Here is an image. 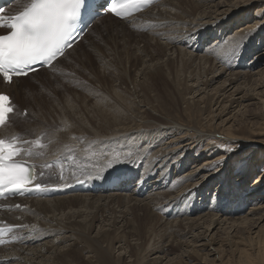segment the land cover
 <instances>
[{"label": "bare ground", "instance_id": "bare-ground-1", "mask_svg": "<svg viewBox=\"0 0 264 264\" xmlns=\"http://www.w3.org/2000/svg\"><path fill=\"white\" fill-rule=\"evenodd\" d=\"M254 1L256 0H232L229 2L225 0H163L161 3L154 5L147 11L142 12L136 17H134L132 21L118 20L111 15H107L105 17H101L89 29L87 34H85V36L82 37V39L77 44H75L71 49L66 52L65 58H62L59 63L64 61V59H66L74 51L76 52L78 48H81V45L88 38L89 33L99 23H101L104 18H110L108 24L104 25V29H112L115 26V23H120L121 27L119 30H121L122 37L125 40L128 34L130 35L132 32H134L133 28L149 29L148 38L142 37L141 43L138 44L136 42V46L133 49L129 50L128 43L124 45L125 60L127 63L139 61L140 64L144 65L145 68L148 69H153V67L156 65L155 67L157 71H160L162 69V60H165L166 65H168L170 69L172 68V65H174L177 61L178 63H180L179 65L181 70H179L186 73V75L188 76V78L186 77L184 79V82H182L181 79L177 80L178 82L175 81L178 86L182 87V89L185 91L192 92V94L194 92L196 93L198 91H201L200 87H202L204 89L203 92L205 94V96L203 97L205 103L210 100L211 104L214 102V105L219 103L218 97L221 94L219 95V90L218 92L213 94V89L208 88L212 87L213 84L216 82H221V78L224 76V73H226V71H230V77L227 78L226 81L221 84L222 86H220L219 88H225L223 89V91H225L227 89V85L230 86L232 84L238 83V85L236 84L237 91L242 88V85H245L246 87L248 86L249 89V92H247L246 94L250 95L251 98L254 96L252 92L255 91L256 86L262 85V87H264V68L255 72H251L252 67H250L253 66L254 69L258 65L259 61H264V49L261 48V44L259 42L261 37L264 35V23L259 25L257 28L255 26H246L245 28L233 33L231 32V23H233L232 20H236L242 14L244 8L252 4ZM27 2L28 0H19V2L16 3L13 12L22 9ZM224 6L227 7L222 8ZM114 30H117L116 32L119 31L118 29ZM227 30H229L228 34L230 35V37L225 40L223 35ZM240 37H243L245 41H250V44H248L249 47L246 49V52H240L239 47L242 46L241 44L246 45L247 43L240 40ZM155 38H158V40ZM161 39L163 40V42L159 41ZM240 42L243 43L240 44ZM210 43L213 44L208 46V44ZM92 46L94 50L97 49L95 43H93ZM152 46H157V49H155L156 47L154 48ZM158 47L161 48V51L158 50ZM238 48L239 50L236 51ZM95 52H97L98 54L99 51ZM233 52H235L234 56L231 57L230 55H232ZM200 53H204V55L200 56ZM83 54L84 56H86V58H88L85 52ZM105 60L108 61V59ZM76 61V65H78L79 67H82L80 65H82L83 62H86L82 58L77 59ZM231 62L233 64H231ZM110 64L111 63H109V65ZM114 67L116 68V70L118 69L116 63L114 64ZM48 69H41L36 72L30 73L26 77L17 79V81L12 85H7L0 81V92L11 93L14 97L15 103H29L28 116H33L37 118V120L31 122V120L28 119L29 117H27L26 119H24L26 121L23 122L24 126H26L33 133L32 135L24 134L23 132L19 131V129L16 127L17 124H12L8 122L0 129V136H14L17 134H21L22 136L19 139L29 140L30 143H26V145L33 146V148H35V161L37 162L40 169L43 167L41 165L43 162L49 161L53 158L59 156H65L69 158V161L67 162L69 163L70 170L68 172H65L63 169L64 180H75L79 176H88L93 178H97L98 176L102 175L109 176L115 172L123 173V171L129 169L134 174L141 173V175H139L141 178L140 180L142 182H145L146 187L148 185L149 189H152L153 191H159H150V193L144 195L142 194L141 196L138 192L135 191L131 193L115 191L112 193L96 195L76 193L69 196L55 198L17 199L15 202L12 203V205H19L20 207L14 212L5 213L3 215V218L5 220H8L10 223L20 224L24 226V229L22 231L26 235V239H28L30 243L28 245H14L10 247L8 250H12V254L7 255L6 257L11 258L12 260L9 263L3 264H65L69 261L74 262L76 260H79L80 256H78L77 254L83 250H89L91 253H93V255L90 257L96 258L97 264H115L109 252L110 248L108 249L107 246L105 247V244L103 245V243L108 241L110 244H112L113 241H115L114 239L119 241L118 238H120V236L118 235L120 232H122L123 234L128 232L132 233L131 229L136 230V232H138L139 229L137 228L139 227L137 226V228H135L134 226H131L129 224L130 220H128L127 217L128 208L132 210V207L147 209L150 215H155V212L161 213L164 216L165 221H163L162 215L161 218L159 214L157 216L159 220H161V225H164V227L170 234V241L168 242L169 244L167 246H177L179 247V252L181 248L186 245L184 244L185 240L183 242L181 241V239L185 236L192 234L194 236H192L194 238L193 244L196 245V243L198 244L199 242L198 246H203L206 248V246H214L217 244L216 237L219 232L226 233L227 238L230 239L229 233L231 231H238L242 228L247 229L248 227L258 228L255 233L259 236V238L257 239L259 240L261 247L263 245L264 248V224H262L264 220V187L261 188V190L263 191H261L260 189H254L253 192L250 191L251 194L249 200L254 199V202L251 203V205L253 206H251L249 210H245L243 209L245 205H233L237 200L235 199L236 191L232 186L227 190L226 194H223V198H220V196H217V194L211 197L210 192L206 189L208 183L213 180L214 176L220 174V172L223 170V167L217 168L211 174L208 173L209 176L207 177V173H203V175H201L203 170L207 169L206 166L195 164L193 165V167L196 168L185 174L184 171L182 172L183 166L188 163V159L187 157H185L187 160H181L182 163H180L179 165H174L176 163H174L175 161H172L174 164H172L168 170H163V172H161L160 168H156V165H158L161 161L170 160V157L172 159V156L178 154V151L190 146V142H185L186 140H188L189 137L196 138V143L191 146L190 150L193 149V146H196V148L199 147L204 141L208 142L207 145L214 143V139L217 136L225 135L226 138H233V129H231L230 126L227 129L225 128V133V130L223 132L217 129V124H212L213 126L211 127L198 124L197 120L195 119V113L198 111L201 112L204 106L202 108L200 106H198V108L197 106H193L190 107V117L186 121L182 122L167 117L162 118L161 121L152 119L150 120L149 118H147L142 121L141 125L138 124L139 126L135 128L130 127L129 129H125L124 132H121V136H118L120 138L108 137L117 136L116 134L100 136L101 133L99 135L97 131L96 132L98 134L93 133L91 134L89 139H78L79 141H71L68 139L65 140L64 138H62V136L58 135V132H56L55 130H51L52 133H49L48 135L44 136L43 131L50 130V126L48 127L49 130L46 129V126L53 125V121L49 120V118L47 117L48 114L46 115L47 108L44 109V107L41 105L46 102L47 98L46 94H43V90H49V86H54L53 81L51 79H53L55 76H49L51 81L42 86V89L39 88V86L34 87L31 84H27V90L23 91L18 87V82L26 81L30 77L37 75L41 72L47 74ZM108 69L106 70L108 71ZM59 70H61L62 75H65L68 73L69 68L61 67L59 68ZM112 70L113 69H111V71ZM139 70L140 69H138V72ZM197 70H199L200 72L196 74ZM118 71L119 76H112V79H115V81L116 79H120L121 74L126 76L128 74L127 68L120 69ZM47 75L46 77H48ZM149 77L151 76H148V78ZM43 81L44 80L41 79L39 82L42 83ZM128 81L130 82V84L134 83L133 81ZM188 82L193 83L190 84ZM33 88L36 92H38L36 93L39 94L38 97H35L33 95ZM134 91L135 92L132 93V96L136 99L139 98L140 92H137L136 90ZM246 94V97L242 96L239 98H247ZM231 95L229 99L232 103L230 105L231 107H233L234 104H236V106H241L243 104L242 100L244 99H240L241 101L234 100L231 98ZM68 98L70 97L68 96ZM189 98L190 97H188V103L191 106L194 101H191V99L189 100ZM66 104L69 105V103ZM225 104L226 103L224 101L220 104V106L223 105V110L221 111L222 113L226 111ZM139 106L144 107L145 105L140 104ZM211 108H213L212 105ZM210 113L213 114L214 110L211 109ZM227 113L229 114L230 111L228 110ZM99 120L103 121L102 118ZM108 122L111 123L110 120ZM108 122L106 123L108 124ZM116 125L121 126L120 128L123 130V125ZM78 127L84 129L82 126ZM106 127L103 131L108 128ZM61 129L63 128L61 127ZM92 129H94V127ZM111 129L112 128H109V130ZM140 129L149 132L147 135L150 136H144L142 138L134 139L132 138V134H129L132 131H138ZM66 132L68 131H65V133ZM89 133H91V131ZM109 133H113V131ZM156 134H158V136L162 134L171 135V138H169L170 140L167 142L169 143V145H164V147L160 146L158 148L153 159L150 160L148 156L149 151L147 152V149H144L143 152L140 151V148H138L139 151H133V149H136L138 146L144 147L145 145L148 146L149 144H152L155 141ZM50 135H52V137ZM40 137H43V139L40 140ZM37 141H39V144L37 143ZM143 153L144 155H141ZM135 154H137L136 157H134ZM128 155L130 157H133L134 161H121L122 163H116V161L113 162V157L119 158L120 156L125 157ZM140 156L145 157L141 158ZM225 157L226 156L222 154L220 157H218V160H222V158ZM106 159L109 160H107L108 162L106 163L108 166L103 164ZM139 159H141V161H139ZM211 162L212 161L207 160L206 164H209ZM163 166H165V163L163 164ZM48 171L51 173V175H53V178L54 175H56L58 178L57 180L60 181L58 177L60 167L53 168ZM146 179L148 180L146 181ZM137 187V184H135L133 190L137 189ZM227 196L228 198L226 199ZM215 197L216 199H214ZM240 197L242 198L239 202L240 204H243L246 195H241ZM209 198H213L214 200H210V202H207ZM249 202L250 201H247L246 204H249ZM106 213L108 214L105 215ZM57 215H61L62 217H57ZM171 218H173V221H170ZM135 219H137L139 225H144L145 218L140 219L136 216ZM168 219L170 220L166 221ZM132 220L134 219L132 218ZM101 222L102 224L104 222H109L108 224H104L106 226H109H101V229L95 234H93L95 231V227ZM200 229H203V231L199 232ZM211 232L213 233L211 234ZM162 236L163 235H161V238H164L165 235L163 237ZM52 237L55 238L52 240ZM71 239L72 241L74 240V243L72 242L73 245L70 248L66 249V251L63 250L62 254L54 252V250L58 249V245L56 246V244H58L59 242L69 241ZM128 239L126 238V240ZM165 241L163 239V242ZM228 242H230V240ZM193 244L190 245L189 243V246H187L192 247L191 251L185 250L184 252H189L191 255H193V253H199V251L195 249ZM214 247L215 249H217L216 246ZM156 249H153L154 254L155 251H162V254L164 253L163 256L167 254L165 258L157 257V259H159L158 263L170 264L172 259L169 257L168 254L173 253L171 252L172 248L166 249V245H161V248ZM212 250L213 249H211V251ZM262 251L264 255V249H262ZM179 252L175 254H178V256L180 257H186L190 259V255H187L188 253L185 254L182 252L183 255H179ZM67 255L69 257H67ZM208 255V253L201 254L202 260L207 259ZM164 259L168 260L167 263L162 261ZM144 261L145 260H143L142 262L145 263L146 261ZM158 263L156 262V264Z\"/></svg>", "mask_w": 264, "mask_h": 264}, {"label": "rangeland", "instance_id": "rangeland-1", "mask_svg": "<svg viewBox=\"0 0 264 264\" xmlns=\"http://www.w3.org/2000/svg\"><path fill=\"white\" fill-rule=\"evenodd\" d=\"M225 1L229 2L232 0H225ZM242 1H245V0H242ZM226 7L227 6H224L222 8H226ZM243 10L244 11L242 12V14L236 20H232L233 22L231 23L232 33L239 31L245 28L246 26L247 27L255 26L257 28L259 25L264 23V15H261V13H264V4L262 1L256 0L249 6L244 8ZM109 19L110 18H104L102 22L99 23L89 33L88 38L81 45V48H78L76 52L74 51L72 54H70L66 59H64V61L56 65L54 69L47 71L48 75L46 73L41 72L37 75L30 77L26 81L18 82V87L22 89L23 91H26L28 87L27 84L28 85L31 84L34 87L39 86V88L42 89V86H44L46 83H48L51 80L53 81L54 86L52 87L49 86L50 88L49 90L48 89L43 90L44 91L43 94H46L47 96L46 98L47 103L44 102L41 105L44 107V109L47 108L46 115L48 114L49 116L47 115V117L49 118V120L53 121V125L46 126V129L49 130L50 128V130L43 131L44 136L48 135L49 133H52V131L55 130L56 132H58V135L62 136V138H64L65 140L68 139L71 141H75V140L79 141L78 139H89L91 134L93 133L96 134L97 132L99 133V135L101 133L100 136L116 134L117 136H108V137L120 138L118 136H121L120 135L121 132H124L125 129H129L130 127L135 128L141 125L144 119L149 118L150 120L152 119V120L161 121L162 118L167 117V118H173L175 120H179L183 122V121H186L190 117L189 116V113H191L190 107L197 106L198 108V106H200L202 108L204 106L201 112L198 111L195 113V119L197 120V123L200 125L202 124L204 126H208V127L209 126L211 127L217 124L216 125L217 129L223 132L225 130V133H226V129L230 126L231 129H233L232 131L234 134L232 136L233 138H226L225 135L217 136L214 139V143L207 145L208 142L204 141L201 143L199 147L196 148V146L195 147L193 146V149L190 150L191 146L196 143L195 142L196 138L189 137L188 140H186L185 142H190L191 144L190 146H188L187 148H183V150L178 151V154L172 156V159L170 157L169 158L170 160L161 161L158 165H156V168H160L161 172H163V170L164 171L168 170L172 164L176 163L174 165H179L180 163H182L181 160L188 159V163H186L182 168V172L184 171L186 174L187 172H190L196 168V167L195 168L193 167V165L195 164H199L202 166L203 165L210 166V165L219 164L220 166L218 168L223 167V170L220 172L219 175L217 174L216 176H214L213 180L210 181L206 187V189L210 192L211 197L217 194V196H220V198H223V194H226L227 190L231 188L232 186L234 190L236 191L235 199L237 200L233 205L234 206L245 205L243 209L249 210L251 206H253L251 205V203L254 202V199L249 200L250 194H251L250 191L253 192L254 189L261 190V188L264 187V87H262V85L256 86L255 91L252 92L254 96L251 98H250V95L246 94L247 92H249L248 86L246 87L245 85H242V88L244 89L241 88L240 90L236 91V87L238 83H236L237 85L236 84H232L230 86L227 85L226 86L227 89L225 90L226 91L225 93V91H223V89L225 88L221 89L219 87L222 86L221 84H223L226 81V79L230 77L231 72L226 71V73H224V76L221 78V82L219 83L216 82L213 84L212 87L208 88V89H213L212 90L213 94H215L219 90V95L221 94L218 97L219 103L214 105V102L211 104L210 100L207 103H205L203 99L205 94L203 92L204 89L202 87H200L201 91H198L196 93L194 92L192 94V92L185 91L182 89V87L178 86V84L176 83L178 82L177 80L181 79L182 82H184V79L186 77L188 78V76L186 75V73L180 71L181 70L180 65H179L180 63H178L177 61L175 62L174 65H172V68L170 69L169 66L166 65L165 60H162L161 62L162 69L160 71H157L155 67L156 65L154 66V64H153L154 66L153 69H148V68H145L144 65L140 64L139 61L137 62L133 61L132 63L131 62L127 63L125 60L124 45L128 43L129 50L133 49L136 46V42L138 44L141 43L142 37L148 38L149 29L147 28L148 30H146L145 28H133L134 32L130 34L131 36L128 34L127 37L129 38L126 37V40H125L122 37L121 30H119L121 27L120 23L119 24L115 23V26L112 29H109V30L104 29V25L108 24ZM114 29H118L119 33L116 32L117 30H114ZM228 32L229 30H227L223 35L225 40H227L230 37ZM155 39L158 40V38H155ZM240 40L247 42L246 43L247 46L245 44H241L243 42H240L242 46L239 45L240 52H244V51L246 52V49L249 47L248 44H250V41H245L243 37H240ZM159 41L163 42L162 39ZM259 42L261 44V48L264 49V35L261 37ZM93 43H95L98 50L93 49V46H92ZM210 45L208 44V46ZM152 47L154 48L156 47L155 49H157V46H152ZM239 48L236 51H238ZM158 50L161 51V48L158 47ZM95 51H99L98 54ZM84 52L87 54L88 58L84 56L83 54ZM235 52H233L232 55L230 56L233 57ZM199 55L202 56L204 55V53H200ZM111 57L113 58V60ZM81 58L86 62H83V64L80 65L82 67H79L78 65H76V62H77L76 60L81 59ZM99 58L103 60L101 61ZM105 59H108V61L110 60L109 63L111 64L109 65L108 61H106ZM115 63L118 66L117 70L114 67ZM231 64L233 63L231 62ZM61 67H68L69 68L68 73L65 75H62L61 70H59V68ZM250 67H252L251 72L258 71L264 68V61H261V62L259 61L258 65L254 69H253V66H250ZM125 68H127V71H128L127 76L121 74L120 79H116V81L115 79L114 80L112 79V76L114 77L119 76L118 70L125 69ZM106 69H108L109 72ZM111 69L113 70L111 71ZM138 69H140L139 72H138ZM199 72L200 71L197 70L196 74ZM46 75L48 77H46ZM147 75L151 76L149 77L151 80L148 78ZM49 76L50 77L55 76V77L50 80ZM41 79L44 80L42 83L39 82ZM127 79L130 80L131 82L133 81L134 83L130 84V82ZM188 83L192 84L193 82H188ZM54 88H57V89H54ZM134 90H136L137 92H140L139 93L140 97L137 99L132 96L133 95L132 93L135 92ZM32 93L35 97H38L39 95V94H36L38 92H36L34 88L32 89ZM245 94L247 95V98H242L244 100L239 98L242 96L244 97ZM66 95H67V99H66ZM230 95H231V98L234 100L241 99L243 101V104L241 106L240 105L236 106V104H234L233 107H231L230 105L232 103L229 100ZM68 96L70 98H68ZM188 97H190L189 100L191 99V101H194L191 104V106L188 103ZM223 101L226 103L225 104L226 111L224 113L221 112L223 110L222 109L223 105L220 106V104ZM66 103H69V105H67ZM140 104L145 105V106L141 107L139 106ZM86 105H88L89 107ZM211 105L213 106V108H211ZM16 106H17L16 113L14 114V118L12 119L10 123L17 124L16 127L19 129V131L23 132L24 134L32 135L33 133L26 126H24V123H23L24 121H26L24 119H26L27 117H29L28 119H30L31 122L37 120V118L33 116L31 117L28 116L29 103L27 102L23 104L16 103ZM24 109H26L27 111L26 115H24ZM211 109L214 110L213 114L210 113ZM228 110L230 111L229 114L227 113ZM101 118L103 119V121L99 120ZM67 120H70V121H67ZM104 120L106 122L110 120L111 123L108 122L109 124L108 125ZM61 122H64V123H61ZM116 124L123 125V130L120 128L121 126H117ZM78 126H82L84 129H81ZM61 127L63 129H61ZM93 127L94 129H92ZM95 127H96V130H95ZM105 127L107 129L103 131ZM113 127L116 130H114ZM109 128H112L111 130L113 131V133H109V132H112L111 130H109ZM65 131H68V132L65 133ZM90 131L91 133H89ZM104 133H107V134H104ZM148 133L149 132H146V130L140 129L138 131H132L129 134L130 135L132 134V138L135 139V138H142L144 136L149 137L150 135H147ZM50 136L52 137V135ZM156 136H158V134H156ZM156 136H155V141H154L155 144L153 142L152 144H149L148 146L147 145H145L144 147L138 146L136 149H133V151L135 150L139 151L138 148H140V151L143 152L144 149H147V152L149 151L148 156L150 160L153 159L158 148L160 146L164 147V145H169V143L167 142L170 140L169 138H171V135H164V134L159 135L158 137ZM39 139L41 140L43 139V137H40ZM225 148H235L236 151L234 153H226ZM222 154H224V156L227 157L224 163H220L221 160H218V157H220ZM141 155H144V153ZM136 156L137 154L134 155V157ZM140 157L144 158L145 156H140ZM185 157H187V159ZM107 160L108 159H106L105 162L103 163L106 166H108L106 163L109 161ZM207 160H210L212 162L209 164H206ZM121 161L122 162H129V161L132 162L134 161V159L133 157H130L129 155L125 157L120 156L118 160L116 161V163L121 162ZM139 161H141V159H139ZM172 161H175V162L173 163ZM164 163H165V166H163ZM216 169L217 168H212L211 171L205 169L203 170L201 175H203V173L204 174L207 173V177H208L209 174L213 173ZM150 191H153V190L149 189L146 194L150 193ZM158 191L159 190H154L153 192H158ZM238 195L240 196L246 195V198L244 199L243 204H240L239 201H241L242 197ZM227 198L228 196L226 197V199ZM214 199H216V197ZM214 199L209 198L207 202H210V200L213 201ZM247 201H250L249 204L248 203L246 204ZM129 209L130 208H128V214H127L128 220H130L129 224L131 226H134L135 228H137L138 226L139 227L137 228L139 229L138 232H136V230H133V229H131L132 233L128 232V233L123 234L122 232H120L121 235L119 233L118 236H120V238H123V239L118 238L120 242L114 239L115 241H113L112 244H110L108 241L103 243V245L105 244L104 245L105 247L107 246L108 249L110 248L109 252L115 264H142L143 260L147 262L146 263L144 261L145 263L143 264H156V262L158 263V260H159L157 259V257L165 258L167 255L166 254L163 256L164 253L162 254V251L161 252L155 251V254H154L153 249L161 248V245H166V249L172 248L171 252L173 253L168 254L169 257L172 259L170 264H186V263H190V264H264V258H263L264 255L262 251V249L264 248H263V245L261 247L259 240L257 239L259 238V236L256 235L255 233L258 230V228L248 227L250 229L242 228L238 231L237 230L234 232L231 231L229 233L230 239L227 238L226 233L219 232V234L216 237L217 244L214 245L216 246L218 250L215 249L214 246H206V248L203 246H198L199 242L198 244L196 243V245L193 244L194 236L191 234L181 239L182 242L184 240L186 241V242L184 241V244L186 245H184L179 252V247L167 246L169 244L168 242L170 241V238H169L170 234L166 230L164 225H161V220H159L157 216L159 214L161 218V215H162L161 213L155 212V215H150L147 209H140V208H133V207H132V210L131 209L129 210ZM107 214L108 213H106L105 215ZM136 216L140 219L145 218L144 225L142 224L139 225L137 219H135ZM57 217H62V216L57 215ZM132 218L134 220H132ZM162 219L163 221H165V218L163 215H162ZM169 220L170 219L166 221H169ZM170 221H173V218H171ZM105 223L108 224L109 222H104L103 224L101 222L100 223L101 225L98 223L99 225L95 227V231L93 234L99 231L101 229L100 228L101 226H106L104 225ZM262 224H264V220ZM108 226L109 225H107L106 227ZM201 231H203V229L199 230V232ZM151 233L152 234L154 233V234L152 235ZM212 233L213 232H211V234ZM161 235L163 236L165 235L164 238H161ZM54 238L55 237H52V240ZM126 238L127 239L129 238V239L126 240ZM163 239L164 241L165 240L166 241L163 242ZM229 240L231 243L228 242ZM72 242L74 243V240L72 241V239L69 241L59 242L58 244H56V246L58 245L57 246L58 249L54 250V252L62 254L63 250L66 251V249L70 248L73 245ZM201 242H205V241H201ZM189 243L190 245L193 244L195 249H197L199 253L198 252L193 253V255H191L189 252H187L188 254L185 253L184 252L185 250L187 251L192 250L191 249L192 247H187L189 246ZM211 249L213 250L211 251ZM156 250H159V249H156ZM178 252H179V255H181L182 252L187 255H190V259L186 257H180L178 256V254H175ZM207 253L209 254L207 256V259L202 260L201 254H207ZM68 255L67 257H69ZM77 255L80 256V258L79 260L74 261L75 263L71 261L69 262L65 261L66 262L65 264H72V263L73 264H97L96 258L90 257L93 255V253H91L89 250L80 251ZM162 261L167 263L168 260L164 259Z\"/></svg>", "mask_w": 264, "mask_h": 264}, {"label": "snow or ice", "instance_id": "snow-or-ice-1", "mask_svg": "<svg viewBox=\"0 0 264 264\" xmlns=\"http://www.w3.org/2000/svg\"><path fill=\"white\" fill-rule=\"evenodd\" d=\"M153 2L154 0H28L22 10L11 15L6 14L4 7H0V29H8L6 33L0 34V76L5 82H12L14 76H27L35 72L37 67L55 68L98 15L111 12L116 17L126 19L132 11L147 7ZM9 101L6 94L0 93V125H4L8 115L14 111ZM26 143L30 142L21 140L18 144H13L0 139V195L47 190L45 169L55 168L59 161L45 164L37 173V165L22 158L17 159L28 152L23 147ZM235 151V148H225L226 153ZM63 159L66 161L67 157ZM226 159L227 157L222 158L220 163H224ZM117 160L118 157H113V162ZM219 166L216 164L206 168L211 171ZM63 168L64 165L61 164L58 173L60 181L64 180Z\"/></svg>", "mask_w": 264, "mask_h": 264}]
</instances>
